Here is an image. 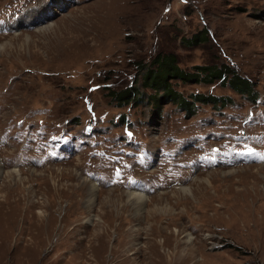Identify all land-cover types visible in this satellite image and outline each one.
Instances as JSON below:
<instances>
[{"label":"rangeland","instance_id":"rangeland-1","mask_svg":"<svg viewBox=\"0 0 264 264\" xmlns=\"http://www.w3.org/2000/svg\"><path fill=\"white\" fill-rule=\"evenodd\" d=\"M24 1H12L27 6L20 27L0 34V264H264V163L256 164L264 0ZM42 3L43 15L53 13L30 23ZM203 28L208 41L182 43ZM169 52L189 72L230 66L252 82L257 100L218 80H172L186 96L231 100L223 108L199 103L184 117L171 102L159 115L145 101L120 107L107 95L106 87L134 82L143 90L137 66ZM7 129L13 137L3 145ZM193 137L218 146L212 168L153 193L106 186L129 170L128 155L144 162L140 143L167 148L172 138ZM47 145L53 153L35 157ZM241 149L249 163L232 164ZM92 173L100 184L85 175Z\"/></svg>","mask_w":264,"mask_h":264},{"label":"trees","instance_id":"trees-1","mask_svg":"<svg viewBox=\"0 0 264 264\" xmlns=\"http://www.w3.org/2000/svg\"><path fill=\"white\" fill-rule=\"evenodd\" d=\"M208 40V31L203 28L190 38H183L182 43L187 46H196ZM137 67H139V70H144L141 80L143 90L140 89L137 82L128 84L122 89L106 87L107 95L116 102L117 106L122 107L145 101L159 110L162 104L171 102L185 111L186 116H191L197 111V103H211L214 107L222 108L231 101L229 97L214 96L212 94L190 93L186 96L172 87V80L189 83L203 82L205 84L218 80L221 84H227L234 92L241 95L245 94L251 101L256 100L258 95L256 90L253 89L252 82L239 75L226 64L196 65L194 66L195 71L189 72L183 70L178 65L174 53L169 52L157 53L150 64L138 65ZM145 88H150L152 92L147 95Z\"/></svg>","mask_w":264,"mask_h":264},{"label":"bare ground","instance_id":"bare-ground-1","mask_svg":"<svg viewBox=\"0 0 264 264\" xmlns=\"http://www.w3.org/2000/svg\"><path fill=\"white\" fill-rule=\"evenodd\" d=\"M47 4V3H46ZM45 3L44 4H42L40 7H42V6H45L46 5ZM53 7V6H52ZM42 8H38L34 13H32V14H30V16H29V18H30V20L32 21V22H30V23H33V22H38V21H41L42 20V18H47V17H45L46 15H43L42 14V10H41ZM46 9V8H45ZM48 9V8H47ZM46 28V27H45ZM44 28V29H45ZM47 28H49V26H47ZM44 29H42V30H44ZM2 48H3V50H4V46L3 45H0V51H2ZM86 180V179H85ZM84 179H83V181H85ZM91 186V185H90ZM92 187V189H94V186H91ZM97 189V188H96ZM187 189V188H186ZM186 189H184V191H182L183 193H185V194H188V193H191V191H189L188 189L186 190ZM190 189V188H189ZM180 190V189H179ZM189 191V192H188ZM131 194H133V195H127L129 198H131V199H133V200H135L136 202H138V205H139V203L140 204H142L143 203V199H142V195H140V194H135V193H131ZM142 194H145V193H143L142 192ZM145 199V198H144ZM136 206H137V204H136ZM156 209V208H155ZM155 211V210H154ZM189 240H191V239H189Z\"/></svg>","mask_w":264,"mask_h":264},{"label":"snow or ice","instance_id":"snow-or-ice-1","mask_svg":"<svg viewBox=\"0 0 264 264\" xmlns=\"http://www.w3.org/2000/svg\"><path fill=\"white\" fill-rule=\"evenodd\" d=\"M249 151H251V150H249Z\"/></svg>","mask_w":264,"mask_h":264}]
</instances>
